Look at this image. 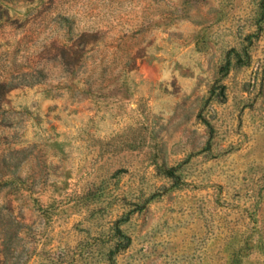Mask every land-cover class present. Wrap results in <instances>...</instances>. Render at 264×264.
<instances>
[{"label":"rangeland","instance_id":"rangeland-1","mask_svg":"<svg viewBox=\"0 0 264 264\" xmlns=\"http://www.w3.org/2000/svg\"><path fill=\"white\" fill-rule=\"evenodd\" d=\"M0 264H264V0H0Z\"/></svg>","mask_w":264,"mask_h":264},{"label":"trees","instance_id":"trees-1","mask_svg":"<svg viewBox=\"0 0 264 264\" xmlns=\"http://www.w3.org/2000/svg\"><path fill=\"white\" fill-rule=\"evenodd\" d=\"M124 240L127 242L128 241V238H124Z\"/></svg>","mask_w":264,"mask_h":264}]
</instances>
